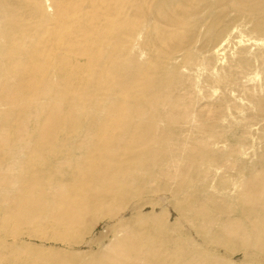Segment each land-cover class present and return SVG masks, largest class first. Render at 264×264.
<instances>
[{"label":"bare ground","instance_id":"6f19581e","mask_svg":"<svg viewBox=\"0 0 264 264\" xmlns=\"http://www.w3.org/2000/svg\"><path fill=\"white\" fill-rule=\"evenodd\" d=\"M263 133L264 0H0V264H264ZM101 217L123 236L74 250Z\"/></svg>","mask_w":264,"mask_h":264},{"label":"rangeland","instance_id":"374dc122","mask_svg":"<svg viewBox=\"0 0 264 264\" xmlns=\"http://www.w3.org/2000/svg\"><path fill=\"white\" fill-rule=\"evenodd\" d=\"M243 24H239L235 29H233V32H236L237 37H235L232 41L233 42H238L243 44H252L253 40H256L257 36H252L247 30V26L243 27ZM246 30H245V29ZM239 32V33H238ZM253 37V39L251 38ZM231 47H234L233 43H231ZM257 50V47L251 46V53L255 52ZM214 103H219L218 101H214ZM249 104V109L246 110V113L252 111V108H250ZM40 111V108H37ZM231 112L233 115H239L243 114V112H237L233 106H231ZM27 130L28 133L26 135V139H29L32 136V130L34 129V124L33 122H29L27 125ZM235 130L232 131L231 134H234ZM231 136V135H230ZM261 141L264 143V133L261 135ZM17 153H21V147L18 146L16 149ZM21 158L22 155L20 154ZM19 156V157H20ZM70 164L69 165H64L62 167H56V166H51L50 168V178L53 182L56 180H65L70 178V174L72 171V167L77 163V158H78V152L73 151L68 155ZM16 159V158H15ZM252 160V159H251ZM27 164H30L31 168H35V170H42L49 166V162H44V161H32L28 163L27 161L20 159L16 160L15 163V169H18L19 167H24ZM228 179V178H227ZM4 185H0V219L3 216V209L5 207L6 201L8 198L13 197V194H6L3 192L4 190ZM212 192L219 194V195H226L227 192L225 191H220L217 189H212ZM6 198V199H5ZM148 208L145 209V213L148 212ZM23 211V210H22ZM123 216L127 219V221H130L131 214L129 212H126L123 214ZM169 221L173 224L176 233L180 234L179 236L181 237L182 241L184 244L189 243V238H188V232L190 233V227L183 221L181 218H177L175 213L173 211L170 212L169 216ZM15 222L10 221L8 224V229H11L14 226ZM89 227V228H87ZM209 228L214 229L215 225L209 224ZM120 228L116 224V222L109 221L106 218H88L86 222L85 229L82 233V242L79 245L73 246L74 250L80 251L81 253H87V252H94L99 249H101L103 246H109L112 245L117 239L121 238L123 236V231H119ZM20 233L21 236L18 238V240L22 242L29 243L30 245L33 246H39L43 245L45 248L46 247H61L59 243H55L53 240L56 238L57 234L54 232L52 229H44L43 231H40L36 229L31 223L22 225L20 227ZM191 234V233H190ZM38 235V236H37ZM78 233H75L73 235V238L77 237ZM21 238V239H20ZM0 239H5L6 241H11V237L7 236V234H2L0 233ZM234 260L238 261L240 260L239 256H235Z\"/></svg>","mask_w":264,"mask_h":264}]
</instances>
